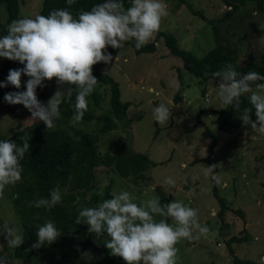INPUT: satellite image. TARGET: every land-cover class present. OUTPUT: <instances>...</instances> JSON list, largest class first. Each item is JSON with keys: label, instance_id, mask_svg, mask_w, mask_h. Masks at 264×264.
<instances>
[{"label": "rangeland", "instance_id": "obj_1", "mask_svg": "<svg viewBox=\"0 0 264 264\" xmlns=\"http://www.w3.org/2000/svg\"><path fill=\"white\" fill-rule=\"evenodd\" d=\"M165 3L167 15L159 31L173 34L180 48L200 57L221 43L228 50H235L237 64L264 63V46L259 43V37H264V11L257 9L252 0H245L236 8L225 0H165ZM41 4L42 0L21 1L19 18H34ZM7 17V8L0 3V23ZM129 41L124 42L121 49L109 46L107 51L113 60L103 63L101 70L119 84L121 100L130 103L126 116L121 120L112 114L111 92L106 85L101 87L108 90L102 94L100 103H93L90 94L86 98L87 105L97 114L111 113L116 125L107 123L103 129L107 120L98 117L83 123L70 118L58 124L71 133L74 128H84L98 134V147L103 153L113 141L125 142L133 151L146 152L151 157L153 163L148 169L129 176L121 175L105 162L96 166V191L106 195V186L112 180V192L127 191L138 205L159 198L162 204L176 200L198 210V222L207 225L209 232L198 241L181 240L176 245L177 264H235V256L240 261H249L247 264L259 263L264 257V135L253 132L250 126L241 125L234 132L219 128L216 114L212 112L214 107L223 106L216 95L219 80H204L187 73L179 80L177 68L186 72L182 60L169 51L161 37L154 42L155 51L140 54ZM14 62L0 58V82L7 81L9 70L19 69ZM27 80V76H22L20 89L10 84L0 88V140L9 139L18 124L33 121L28 120L31 113L23 105H10L3 99L8 92L26 90ZM58 87L55 79L46 80L43 87L37 88L38 99L46 105ZM253 91L259 92L255 87ZM161 103L171 111L164 124L153 116V109ZM210 131L216 135L215 164L219 167L215 172L221 177V184H216L217 194L213 180L205 175V168L210 164L201 159L214 140ZM168 177L175 181L174 187L164 183ZM13 186H5L0 192V226L8 223L22 231ZM92 192L89 190L85 197ZM218 195L226 206L225 217L217 214L221 208ZM78 206L85 207L82 202ZM236 209L241 210L240 213L234 211ZM242 210L244 215H241ZM231 236L245 238L229 246L227 240ZM0 243L5 245L0 252L2 257L8 258V264H30L15 258L14 249L6 246L2 236ZM101 248L102 255L109 251L103 242ZM84 252L90 254V259L82 258ZM92 253V249L85 248L62 264H90ZM117 260L125 264L122 258L117 257ZM38 262L34 260V264Z\"/></svg>", "mask_w": 264, "mask_h": 264}, {"label": "clouds", "instance_id": "obj_2", "mask_svg": "<svg viewBox=\"0 0 264 264\" xmlns=\"http://www.w3.org/2000/svg\"><path fill=\"white\" fill-rule=\"evenodd\" d=\"M66 3L71 7L76 0H66ZM166 15L165 0H131L128 8L124 7L123 0H104L91 10H79L76 16L68 9H54L47 16L12 21L7 34L0 36V58L18 61L23 68L9 70L7 81L0 82V88L10 84L20 89L22 76H27L28 80L26 90L8 92L4 101L10 105H23L31 113L28 120L41 121L51 129L61 116L64 96L75 90L72 120L80 122L88 108L86 98L98 82L93 75L94 66L113 60L107 51L109 46L121 49L124 42L134 40L135 48L141 49L155 38ZM259 43L264 46V37H259ZM211 76L215 81L219 80L216 86L218 101L235 110L242 126H250L253 132L264 135V75L258 72L241 74L227 63ZM53 79L59 87L45 105L38 99L37 88ZM253 87L259 92L253 91ZM149 91L153 89L149 88ZM245 96L250 107L242 108V97ZM253 111L255 120L252 119ZM170 112L169 107L161 103L153 109V116L158 123L164 124L169 120ZM21 139L22 144L12 139L0 140V192L22 179L20 161L31 145L28 137ZM217 167V164L206 166L205 175L220 185L221 177L215 172ZM164 183L175 186L171 177ZM61 199V191L56 187L48 198L35 201L34 206L50 210ZM156 216L161 219L156 220ZM197 217L198 210L176 200L162 204L159 198H152L138 205L129 192L113 191L111 198L80 210L75 222L87 225L88 232L97 239L104 237L103 244L110 254L122 258L125 264H177L176 245L181 240L198 241L209 232L208 226L201 225ZM36 219H39L38 213ZM36 229V241L31 244V249L51 245L61 236L51 220L37 224ZM0 236L8 248H19L24 244L23 234L12 224L3 223ZM4 247L0 244V251ZM82 258L90 259V254L84 252ZM0 264H8V258L0 257ZM259 264H264V257Z\"/></svg>", "mask_w": 264, "mask_h": 264}, {"label": "trees", "instance_id": "obj_3", "mask_svg": "<svg viewBox=\"0 0 264 264\" xmlns=\"http://www.w3.org/2000/svg\"><path fill=\"white\" fill-rule=\"evenodd\" d=\"M23 0H0L8 11V17L5 22L0 23V36L7 34L8 25L19 19L20 3ZM255 7L264 11V0H252ZM104 0H76V3L69 7L66 0H42L41 8L38 15H49L54 9H68L73 16L79 10H91V8ZM225 2L233 7L242 5L245 0H225ZM125 8L131 6V0H123ZM162 38L163 43L168 47L169 51L181 58L183 71L177 68V78L182 80L185 73L191 77H197L204 80L215 79L211 73L222 69L225 64L231 63L235 70L241 74L248 72H258L264 75V63L258 64L249 61L245 64H237L238 56L235 50H228L224 44L218 43L203 56H197L192 52L182 49L177 43L176 37L168 32L159 31L154 41H150L141 49L135 48V41L130 40L129 43L134 47L137 54L144 52H153L156 49L155 40ZM20 69L23 68L18 61L14 62ZM103 62L94 66L93 75L98 79L97 85L93 91L92 99L96 105L100 103L102 94L107 92L108 88L101 90L102 86L109 85L111 97V112L116 118L122 120L126 116L130 103L121 100V90L119 84L109 76L106 72L101 71ZM205 73H208L206 76ZM76 91L73 90L71 95L65 99L60 105L61 116L55 121V127L47 129L46 125L41 121H31L25 125L18 124L11 133L9 139L14 140L17 144H22L21 137H28L31 145L24 158L20 161L23 172L22 179L13 186V197L15 208L21 217V233L24 237V244L19 248H14V257L20 259L21 262L29 261L34 264H62V262L72 255L79 254L85 248L93 250L92 263L90 264H120L117 257L110 254V251L102 255L101 244L104 237L97 239L93 234L88 232V226L76 224V218L81 209L80 202L86 207H95L104 199L111 198L112 180L106 186V195L96 191L97 183L94 175V168L102 163L113 165L123 176L130 174H138L148 169L153 161L146 152H135L125 142H113L108 146L106 152H102L98 147V134L88 132L84 128H74L73 133L58 126L61 122H67L74 115ZM249 106L247 96L242 97V108ZM212 112L216 114V121L219 128L228 132L236 131L242 122L237 118L234 109L227 105L214 107ZM111 113L97 114L94 110L87 108L81 123L91 120L94 117L104 118L109 126L116 125V118ZM131 119V118H129ZM252 119H256L253 111ZM214 138L209 146L207 154L202 160H207L210 165L215 164V146L216 135L212 131ZM77 135V137H75ZM214 190L217 194L216 183ZM59 187L62 199L55 207L49 209L36 208L34 202L41 198H48L50 191ZM89 190H93L91 194L85 197ZM162 194L161 191H159ZM102 195V200L101 199ZM221 204V208L217 214L223 216L226 206L221 196H217ZM164 198V196H163ZM39 219H36V214ZM51 220L60 231L61 236L51 245L45 244L40 249H31V244L36 241V225L44 224ZM245 237L231 236L227 240V244L233 241H240ZM247 238V237H246ZM231 250V249H230ZM2 257V252H0ZM41 258V259H39ZM249 261H240L235 256V264H247ZM259 264V263H252Z\"/></svg>", "mask_w": 264, "mask_h": 264}, {"label": "crops", "instance_id": "obj_4", "mask_svg": "<svg viewBox=\"0 0 264 264\" xmlns=\"http://www.w3.org/2000/svg\"><path fill=\"white\" fill-rule=\"evenodd\" d=\"M234 211H236V212H239V213H240V211H241V210H239V209H236V210H234ZM242 211H243V210H242ZM214 214H215V212H213V215H214ZM223 215H224L223 217H225V216H226L225 214H223ZM241 215H244V211H243V213H241ZM245 220H246V223H248V220H249V219H248V216H247V219H245ZM246 228H247V224H246ZM246 232H247V231H246ZM246 232H245V234H244V236H245V237H247V235H248ZM255 238H256V236H255Z\"/></svg>", "mask_w": 264, "mask_h": 264}, {"label": "water", "instance_id": "obj_5", "mask_svg": "<svg viewBox=\"0 0 264 264\" xmlns=\"http://www.w3.org/2000/svg\"><path fill=\"white\" fill-rule=\"evenodd\" d=\"M1 244V243H0Z\"/></svg>", "mask_w": 264, "mask_h": 264}]
</instances>
